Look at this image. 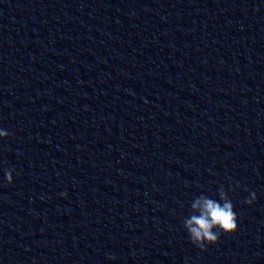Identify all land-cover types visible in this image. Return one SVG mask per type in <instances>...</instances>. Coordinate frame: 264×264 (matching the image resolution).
<instances>
[{
	"label": "clouds",
	"instance_id": "9594fccd",
	"mask_svg": "<svg viewBox=\"0 0 264 264\" xmlns=\"http://www.w3.org/2000/svg\"><path fill=\"white\" fill-rule=\"evenodd\" d=\"M8 136L9 133L6 130H0V138ZM5 179L8 184L13 182L12 170L6 171ZM236 186L239 187V184ZM219 197V200H215L207 196H199L191 205L192 209L199 214L184 220V227L191 243L201 250H205L207 245L216 244L221 233L232 234L237 231V214L223 187ZM255 200L256 194L253 192L245 202L251 204ZM114 258L109 256V259Z\"/></svg>",
	"mask_w": 264,
	"mask_h": 264
}]
</instances>
